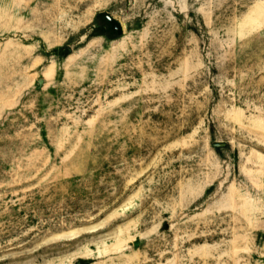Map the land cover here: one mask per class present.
Instances as JSON below:
<instances>
[{"label":"rangeland","instance_id":"374dc122","mask_svg":"<svg viewBox=\"0 0 264 264\" xmlns=\"http://www.w3.org/2000/svg\"><path fill=\"white\" fill-rule=\"evenodd\" d=\"M0 264H264V0H0Z\"/></svg>","mask_w":264,"mask_h":264},{"label":"bare ground","instance_id":"6f19581e","mask_svg":"<svg viewBox=\"0 0 264 264\" xmlns=\"http://www.w3.org/2000/svg\"><path fill=\"white\" fill-rule=\"evenodd\" d=\"M98 227H99V225H94V226H89V227H85V228H81V229H77V230L75 229V230L55 234L54 236H52L47 241L48 242H57V241H61V240H71V239L78 237L79 235H81L83 233L93 232Z\"/></svg>","mask_w":264,"mask_h":264},{"label":"water","instance_id":"95a60500","mask_svg":"<svg viewBox=\"0 0 264 264\" xmlns=\"http://www.w3.org/2000/svg\"><path fill=\"white\" fill-rule=\"evenodd\" d=\"M103 16L107 19L108 23L111 26V29L119 35L123 34V27L115 18L111 15L104 13Z\"/></svg>","mask_w":264,"mask_h":264},{"label":"trees","instance_id":"16d2710c","mask_svg":"<svg viewBox=\"0 0 264 264\" xmlns=\"http://www.w3.org/2000/svg\"><path fill=\"white\" fill-rule=\"evenodd\" d=\"M67 55H68V53H67Z\"/></svg>","mask_w":264,"mask_h":264}]
</instances>
